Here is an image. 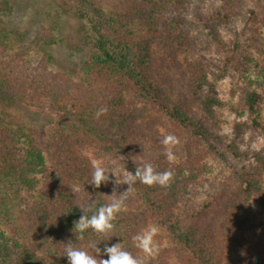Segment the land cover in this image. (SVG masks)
I'll return each instance as SVG.
<instances>
[{"label": "trees", "instance_id": "1", "mask_svg": "<svg viewBox=\"0 0 264 264\" xmlns=\"http://www.w3.org/2000/svg\"><path fill=\"white\" fill-rule=\"evenodd\" d=\"M51 2L59 17L76 25L61 36L56 21L37 32L30 50L40 61L33 65L24 58L29 52L17 48L19 30L7 22L17 0H0V264H67L64 244L91 253L89 241L101 249L123 242L143 264H168L163 255L172 252L179 264H264V252L249 256L243 238L252 224L248 200L264 213V156L238 143L246 130L264 132L263 52H250L244 34L219 44L228 53L224 70L231 65L245 75L240 108L233 111L247 122L234 123L229 138L220 135L215 91L223 66L210 68L187 54L194 36L173 29L181 24L169 12L178 0ZM248 11L255 16L254 8ZM200 28L213 35L206 20ZM56 44L80 55V73L65 64L48 71ZM100 107L108 111L97 118ZM44 108L58 119L48 122L43 115L42 125L35 124ZM166 135L176 140L168 146L171 162L161 144ZM113 160L118 182L122 171L134 173L146 161L156 171H171L172 178L167 187L136 181L112 231L88 229L80 239L73 231L79 206L95 201V211L128 187L115 184L112 173L99 188L88 183L93 161L111 171ZM75 186L80 190L74 193ZM197 193L204 197L195 202ZM219 218L224 243L241 253L238 260L224 259L210 244ZM149 225L158 226V252L141 255L132 237Z\"/></svg>", "mask_w": 264, "mask_h": 264}, {"label": "rangeland", "instance_id": "2", "mask_svg": "<svg viewBox=\"0 0 264 264\" xmlns=\"http://www.w3.org/2000/svg\"><path fill=\"white\" fill-rule=\"evenodd\" d=\"M229 2H232L233 5H229ZM172 7L169 10L173 16L172 18L181 24L172 28H179L182 32H187L194 36L193 40L191 39L189 41L192 51L187 54L193 56V59L205 60L206 62L204 63H209L208 66L210 68L219 65L223 66L221 73L215 72L218 75V80L215 83V91L217 100L220 102L218 106V112L221 114L220 135H226L232 138L234 137V123L247 122L246 117L237 118L233 111L240 108L239 104L237 105V96L241 86H243V81H245V75L235 68H230L231 65L224 70V62L226 61L228 53L219 44L220 42H224L226 45H229L238 35L244 34L250 38L245 43V47L250 52L255 51L258 54L263 52L264 54V0H178V3ZM253 8L255 10L254 17L250 16V11H248ZM60 14L56 4L51 2V0H17V6L7 22L13 28L19 30L18 36H22V38L17 39L15 43L19 50L29 52L24 58L32 61V64L34 63L33 65H36L40 61L39 55L34 50H30L31 46H33L32 38L37 32L43 28L53 26V22L56 21L58 22L57 35L61 36L72 31V27L76 25V21L67 22L64 17H59ZM203 20H206L207 25L212 27V36L207 35L200 28ZM168 25L171 26L169 21L167 22ZM243 27L247 28L245 29ZM159 48L160 50L164 49L161 45ZM51 53L53 55V64L48 69L51 74L59 71L58 64H65L70 67L74 65L72 69H76L80 73L78 71L81 66L80 55L71 52L65 46L59 44L51 47ZM183 56L181 57V61L186 59ZM262 111L264 119V99L262 102ZM37 113L42 116L48 115V122L56 121L59 117L49 108H44L37 111ZM44 118L46 117L43 116V120L39 119V121L34 123L42 125ZM238 143L243 151L256 153L261 157L264 156L263 131L246 130L239 137ZM214 174L213 176H215ZM218 176V180L226 181V177L219 173ZM208 182H210V179H208ZM208 182H203L202 188H207ZM67 188L70 187L67 185ZM203 197L197 193V196H194V200L197 202L203 199ZM235 200L237 201L238 198ZM249 204L247 202L246 207L249 206L250 211L253 212L251 215L252 224H250L248 231L243 233V238L249 248V256H255L256 252L259 254L264 252V213L255 204ZM225 230L226 228L222 226V219L219 218L213 238H210V244L213 242L217 255L222 256L226 260L230 258L238 260L241 253H238L236 249H232L230 245L224 243L223 232ZM167 246V242H165L162 248L165 249ZM138 251L139 254H143L140 250ZM163 256L168 261V264H179L177 262L178 257L174 252L172 254L166 253Z\"/></svg>", "mask_w": 264, "mask_h": 264}, {"label": "clouds", "instance_id": "3", "mask_svg": "<svg viewBox=\"0 0 264 264\" xmlns=\"http://www.w3.org/2000/svg\"><path fill=\"white\" fill-rule=\"evenodd\" d=\"M107 111V107H100L97 109L95 115L99 118ZM174 143H176V140L171 135H166L161 140V144L165 146L164 154L170 162L174 160V155L168 146ZM110 163L114 166L111 171L101 162L93 161L91 178L88 183L99 188L102 183H106L109 180L108 174L112 173L115 177V184H126L128 187L109 203L96 207L95 211H92L95 201L89 200L87 203L79 206L82 210V215L74 222L73 231L75 234H79L80 239L84 238V233L88 229H92L94 233L101 235H106L112 231L114 216L126 206L125 201L132 192L133 184L136 181L149 186L156 184L161 187H167L172 178L171 171H156L154 165L146 161L141 163L140 166H136L134 173L126 170L122 171L120 173L122 178L118 182L117 175L115 174V167L118 166L117 162L113 160ZM71 190L74 193L78 192L79 187H72ZM250 201L251 199L248 200L249 203ZM158 231L157 225H149L145 229L140 230L132 237L134 246L145 255H155L158 252V246L154 237ZM98 244L95 241L88 242L86 248L91 250L90 253L85 248L75 247L72 242H68L64 244L63 256L67 257V264H143V260L139 256H134L124 248L123 242H117L111 246L105 244L103 249L99 248ZM104 256L107 259H104Z\"/></svg>", "mask_w": 264, "mask_h": 264}]
</instances>
